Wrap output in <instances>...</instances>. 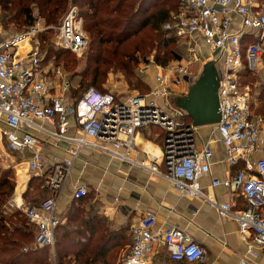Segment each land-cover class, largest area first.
Segmentation results:
<instances>
[{
    "label": "built area",
    "instance_id": "built-area-1",
    "mask_svg": "<svg viewBox=\"0 0 264 264\" xmlns=\"http://www.w3.org/2000/svg\"><path fill=\"white\" fill-rule=\"evenodd\" d=\"M181 4L182 9L173 12L164 27L184 45L185 55L160 67L150 92L125 95L89 87L75 103L66 97L71 83L64 69L57 65L44 69L39 35L47 29L42 23L37 20L17 35H4L0 23V147L13 155L25 156L30 151L22 170L43 178L53 194L37 206L26 208L19 200L15 203L16 209L24 211L28 221L37 226L35 247L55 246V230L60 224L57 203L83 148H93L166 178L182 196L208 199L201 179L210 173L217 133L227 149L230 168L239 159L245 166L225 179L215 178L212 185L236 190L247 207L239 209L233 200L209 201L222 217L237 222L251 256L256 258L264 252V114L254 113L250 87L240 82L245 66L253 73L264 66V8L258 0H181ZM236 21L239 27L235 29ZM249 32L256 34V40L244 51L243 37ZM59 34L63 48L77 54L86 48L83 20L75 7L65 16ZM197 35L216 54L210 62L218 67L221 112V121L209 126L211 133L201 147L197 145L200 127L189 122L186 111L175 102L188 94L194 81L192 68L201 60ZM149 67L146 63L139 72L146 74ZM57 78L61 85L54 83ZM72 117L77 132L70 135ZM152 125L166 132L164 169L155 156L136 158V133ZM48 139L54 145L68 142L67 155L58 159L44 153L40 148ZM254 156H258L255 161L251 159ZM87 194V187L81 186L74 197ZM156 223V215L147 213L132 226L133 241L124 264H150L161 243L174 261L195 264L204 258L206 250L190 234L175 225L156 230Z\"/></svg>",
    "mask_w": 264,
    "mask_h": 264
},
{
    "label": "trees",
    "instance_id": "trees-1",
    "mask_svg": "<svg viewBox=\"0 0 264 264\" xmlns=\"http://www.w3.org/2000/svg\"><path fill=\"white\" fill-rule=\"evenodd\" d=\"M73 7L83 19L89 40L83 59L71 50L54 47L48 35ZM181 9V0H0V22L6 27L28 29L41 19L51 27L40 33V49L48 51V58L54 57L70 73V93L74 92L75 96L81 92L79 100L89 87L107 92L104 84L111 73L117 72L132 90L140 94L150 92L151 80L137 70L150 62L166 67L177 61L181 42L164 26L172 19V13ZM46 41H49L47 46ZM253 42L251 39L243 44V50ZM257 76L259 73L245 66L240 71V82L244 87L248 84L255 87ZM186 96L176 98L175 102ZM261 111L259 107L254 113L264 114ZM187 120L192 122L189 116ZM149 129V136L164 144L166 132L154 125ZM10 171H4L0 177V264H54L55 261L56 264H124L125 228H114L105 216L92 215L86 208L87 195L77 199L64 214L55 230L54 248L35 247L38 229L28 221L24 211L5 213L4 205L16 187ZM35 180L30 188L42 191L44 201L50 190L43 178ZM237 206L247 207L243 197ZM163 263L188 264L172 260L170 254Z\"/></svg>",
    "mask_w": 264,
    "mask_h": 264
},
{
    "label": "crops",
    "instance_id": "crops-1",
    "mask_svg": "<svg viewBox=\"0 0 264 264\" xmlns=\"http://www.w3.org/2000/svg\"><path fill=\"white\" fill-rule=\"evenodd\" d=\"M233 17L238 18L236 15ZM233 27L238 28L239 21L234 22ZM196 39L201 50V58L206 63H211L210 57L216 54L200 36L197 35ZM251 39L256 40V34L253 32L243 37V44ZM157 68L160 69L158 66ZM258 73L260 77H264V66ZM150 80L152 85L154 77ZM66 97L69 101V92ZM70 120L69 134H76L75 120L73 117ZM211 130L212 127L201 129V136L197 141L199 147L207 141ZM149 133V128L137 131L136 158L142 160L155 156L158 158L160 168L164 169L163 144L156 138H151ZM219 139V134L216 133L212 143L214 156L211 161V170L201 179L208 199L182 196L166 178L151 174L140 166L114 159L109 154L85 147L75 161L71 178L62 191L57 203L56 215L60 221L63 220L70 206L77 202L74 197L76 189L86 186L88 194L85 198L88 211L92 215L105 216L114 228H125V241L122 249L124 254L132 245V226L147 213H153L157 217L156 230L175 225L190 234L194 241L206 250L204 258L195 264H264V252L256 258L251 256L247 245L241 238L237 222L222 217L209 201L211 199L219 203L231 200L238 202L241 198L236 190L212 185L215 178L225 179L230 172L235 173L245 166V161L239 159L237 164L230 168L227 149ZM52 142V139H48L40 149L58 159L67 155L68 142L61 141L58 145ZM15 155L29 158L31 152H27L25 156ZM256 157L258 156L251 159L255 161ZM49 192V197H52V192ZM168 253L164 243L159 244L150 264H164L165 259L169 258Z\"/></svg>",
    "mask_w": 264,
    "mask_h": 264
},
{
    "label": "rangeland",
    "instance_id": "rangeland-1",
    "mask_svg": "<svg viewBox=\"0 0 264 264\" xmlns=\"http://www.w3.org/2000/svg\"><path fill=\"white\" fill-rule=\"evenodd\" d=\"M258 3L260 4V6L264 7V2L262 0H258ZM76 12H78L77 8H76ZM77 15H78V13H77ZM78 18H81V17L78 16ZM38 21H40L46 29L51 28V27L45 25L43 20L39 19ZM36 23H37V21H36ZM62 23H63V21L59 25L54 26L52 29H50L51 30L50 33H49V30L47 31V33H49L48 34L49 40L51 41L53 46L56 48H63L60 44V34H59L60 26ZM2 26L4 29V32H3L4 35H17V34H20L26 30V29H17L15 25H11V27H6L2 23ZM83 27H84V23H83ZM84 31H85V29H84ZM85 36L87 38V46H88L89 40H88V36L86 34V31H85ZM40 42H41V40H40ZM48 43H49V41H46L45 46H47ZM179 45H180L181 51L178 53L177 60H178V58H180V57L182 58L185 55L184 45L182 43H180ZM87 46L84 49V51L80 54L74 53L72 51L71 52L74 53L75 55H77L78 58L83 59L82 57L84 56L85 51L87 50ZM43 54L45 55V62H44V69L45 70H49V68L53 65L61 66L63 68L62 65H59L57 63V61H55L54 57L48 58V51H43ZM243 61H244V63H246L245 53H244ZM206 64L207 63L204 62L203 58H201L200 62H197L194 65V67L192 68L193 71L191 74V77L194 78V81L191 83V86L197 82V80L201 76L202 71L204 69V66ZM149 65H150V67H149V70L147 72V76H146V74H141L138 70H137V72L140 73L142 76H146V77L149 76V78L151 79V77H155L158 74L157 72H159L160 69H158L157 66L153 62H150ZM216 68L218 70L217 66H216ZM64 71H65L64 73H65L66 77L70 80V77H71L70 73H68L66 70H64ZM214 73H215L214 69L206 71L205 74H203V76H201L202 77L201 80L202 81H208L210 83H214V80H213V74ZM217 73H218V71H217ZM256 74H258V73H256ZM257 77H258V81L255 83V87H252L251 84H248V86L250 87L253 110L255 112H257V110L260 107V110H262L261 112H263L264 111V91H263L264 90L263 89L264 88V77H260V76H257ZM61 81L62 80L60 78H57V79H55L54 83H56V86H58V85H61ZM104 87L106 88V90L108 92L122 93L125 95L128 93H137V91H134L130 88L128 82L126 81V79L124 78V76L120 72L111 73L109 75V77L107 78V80L104 84ZM73 91H75V88H73ZM73 93L71 94L69 91V94L72 95L69 97L70 103H75L76 100H78L81 92L77 93L75 96H73ZM202 128H204V127H200V131ZM200 131H199V136H201ZM152 132L154 133L155 129H152ZM155 135H159V134H155ZM199 136L197 137V141H198ZM25 159L26 158H24L20 155L10 154L6 150H4L3 148L0 147V177L2 176V173L4 171L11 170L10 174H11V176H13V178L16 182L15 191L8 198L7 203L4 205L5 206L4 208L6 210L5 213H11L12 211L17 210L15 207V203L17 202V200H19V202H22V206L27 208L30 206L39 205L40 202L43 201V199H44V197H43L44 193H42V191L38 192L37 190L30 188V184L32 183V181L34 180L33 183H35V182H37L36 181L37 179L35 180L36 177L28 175L22 170V168L24 166ZM54 264H56V261Z\"/></svg>",
    "mask_w": 264,
    "mask_h": 264
},
{
    "label": "water",
    "instance_id": "water-1",
    "mask_svg": "<svg viewBox=\"0 0 264 264\" xmlns=\"http://www.w3.org/2000/svg\"><path fill=\"white\" fill-rule=\"evenodd\" d=\"M182 58H178L180 61ZM214 69V83L202 81L206 71ZM213 63H207L196 83H194L185 99L178 101V106L186 111L196 127H209L221 121L219 99V72Z\"/></svg>",
    "mask_w": 264,
    "mask_h": 264
}]
</instances>
